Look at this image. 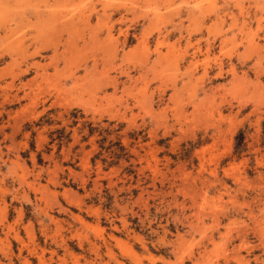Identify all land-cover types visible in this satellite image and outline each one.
Instances as JSON below:
<instances>
[{
	"label": "rangeland",
	"instance_id": "rangeland-1",
	"mask_svg": "<svg viewBox=\"0 0 264 264\" xmlns=\"http://www.w3.org/2000/svg\"><path fill=\"white\" fill-rule=\"evenodd\" d=\"M0 264H264V0H0Z\"/></svg>",
	"mask_w": 264,
	"mask_h": 264
}]
</instances>
